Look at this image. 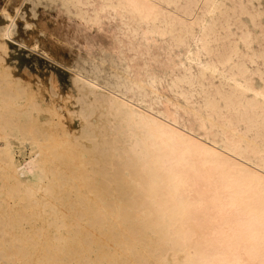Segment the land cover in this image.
Wrapping results in <instances>:
<instances>
[{"label": "bare ground", "instance_id": "1", "mask_svg": "<svg viewBox=\"0 0 264 264\" xmlns=\"http://www.w3.org/2000/svg\"><path fill=\"white\" fill-rule=\"evenodd\" d=\"M226 1L204 0L190 28L177 31L185 40L181 35L177 39L187 45L185 72L195 64L197 82L211 77L228 84L233 88L230 97L240 98L237 107L253 111L254 119L260 111L257 103H264V88L248 83L242 64L233 66L238 44L220 67L209 58L220 50L212 43L218 42V19L231 7ZM61 2L62 9L71 7L72 0ZM246 2L262 5V0ZM16 10L12 16L4 8L0 26V264H264L260 135L258 142H249L253 133L245 137L243 130L244 144L260 157L243 158L246 165L237 167L235 159L232 165L222 153L150 114L152 106L145 105L141 93L160 98L157 80L147 76L137 82L123 62L105 56L91 62V70L67 64L70 75L59 77L52 66L20 53V48L39 50L46 61H53L36 39L28 42L30 36L20 35ZM259 14L264 17V10ZM247 40L240 43L250 48L252 39ZM251 119V128L246 127L252 132L258 126ZM224 143L213 146L229 153L230 145ZM18 153L28 160L19 162Z\"/></svg>", "mask_w": 264, "mask_h": 264}, {"label": "rangeland", "instance_id": "2", "mask_svg": "<svg viewBox=\"0 0 264 264\" xmlns=\"http://www.w3.org/2000/svg\"><path fill=\"white\" fill-rule=\"evenodd\" d=\"M21 1L22 0H0V26L3 23L2 11L4 8H6L8 13L12 16L17 14L16 9L19 8L20 12L16 18V22L20 35L30 36L27 39L28 42L36 39L39 49L42 52L51 55L53 57L51 60L53 61L52 63L48 60L46 61L41 55H39L41 54L39 50H33L34 52L30 53L28 49L20 48L19 51L23 57L35 58L38 61L44 62L46 65L52 66L56 74L62 78H66L70 75L66 69L67 64H70L73 67H77L78 65L81 66L82 64V67L84 66L86 70H91L88 66L90 65L91 67V62L93 61H103V57L105 56H108V58L105 59L107 61L117 59L120 63L123 62L121 63L123 67L126 66L128 70L130 69L129 72L131 71V77L137 82L146 81L147 76L157 80L156 88L158 89L161 99L159 97H154L149 93H145L144 91H142L141 95L144 96L146 102L145 105L152 106V113L150 112V114L155 115L160 122H167V125L173 127L182 135L184 134L189 136V138H193L196 143L198 142V144H204L203 146H206L207 148L215 149L219 154L222 153L221 156L223 155L229 158L228 160L232 165L235 163L230 160L235 159L234 161H237L238 164L236 163L234 166L240 167L246 165L244 161L248 158L254 157L255 160L259 159V154H257V156H255L256 154L254 153V156L252 154L253 146L251 147V145H247L246 147V144L244 143L248 141L253 142V140H256L255 142H258V140L259 142H264V138H262L264 137V129L262 130L261 128V126L263 127L262 123L264 124V103H257V109H260V111H256V114L258 112V119L257 115L256 118L253 119L255 113L250 110V112L246 113V111L240 106L242 105L239 103L240 98L235 99L234 96V99L231 98L233 88L228 84L226 85V83L221 82L219 79H213L211 77L210 79L209 77H206L203 80L198 79L199 82H197L196 77L198 69L196 68L198 67H196L195 64H193L194 66L192 65L193 70H191L189 74L186 73L189 71L186 69L189 68H187L188 66L183 57L187 45L186 43L184 45L179 44L181 40H185V36L181 33L179 34L177 31H180L181 29L184 31L190 28L191 23L194 21L193 14L200 13L203 10L202 2L204 0H91L92 2L90 0H78V2L77 0H72V3H70L71 7H69L70 5H67V7H63V9L61 0H57V3L55 0L54 4L49 2L50 0H33L35 3L32 0H28L23 4H21ZM240 1L241 2H239V0L226 1L229 2V4L227 3L228 9L230 6L236 8L237 5L241 9L238 6L236 9L233 8V11L236 13H232V16L229 14L233 12L230 7L231 10L229 9L228 12L225 13L228 19L225 20V22H228L226 24L223 23L225 14L221 16L223 19L220 17L222 20L220 18L218 19L220 20V24L224 27H222V25H217L215 27L217 32V28H219L218 26L221 27V30L219 31L220 33L223 32L225 34L226 31L230 32V30H232V32H230V34L226 32V34L228 33V38L226 36H223L224 38H222V36H219L220 34L218 32L219 37L216 36V38L218 42L220 41L219 44L223 43V47L211 38L214 40L213 42H215L212 43L213 48L216 46L218 50L220 47V50L213 52L209 58L213 63L216 65L218 64V67H220V62L224 61L225 56L228 57L231 52L230 50L238 44V52L237 55L234 56L232 63L233 66L237 65V67H239L242 64L240 68L241 70L244 69V71H246L244 76L247 78L248 83L255 89H258L261 85L264 88V17L260 14L257 15L260 10H264V0H262L261 6L258 5L257 2H254V5H251V3L246 2L247 0ZM73 2L76 4V7L74 6V8L72 7ZM236 2L240 4H236ZM32 4L34 6H32ZM233 4L234 6H232ZM244 5L247 6V8H244ZM68 7V11H70L69 13L65 9ZM243 8L245 10H243ZM255 12L257 14H255ZM227 13L232 19L228 18ZM229 20H233L234 24L232 21L230 24ZM168 21L169 23L167 24ZM243 21L246 22V25ZM25 22L29 23L32 27H26ZM250 22L252 24H250L251 28L249 27ZM226 25H229L227 26L228 29L227 27L225 28ZM181 26L184 27L182 28ZM185 27L188 28L184 29ZM254 27L255 32L253 31ZM171 28L174 29L172 30ZM175 28L177 30H175ZM171 32L173 34L172 36ZM231 33L233 36H231ZM180 35L182 38H179ZM246 36L249 37L247 38ZM243 37H245L246 40L248 39L247 42H249L250 39H252V41L254 40L253 42H249L250 48L249 46L246 48L245 44L242 45L243 43H240L241 39L242 41H246ZM222 39L223 41L221 43ZM175 42H177V44ZM228 51L230 52L228 53ZM221 59L223 60L221 61ZM57 65L60 66L57 67ZM190 75L191 79L193 77V81L189 79ZM194 76L196 79H194ZM195 80L196 82H194ZM204 80L205 82L203 83ZM200 81H202V84L205 87H203V93L201 92L202 87ZM176 82H178V84ZM241 82H243V80H241ZM174 83L177 85H174ZM229 87L231 89H229ZM218 92L219 94L221 92V94L218 95ZM251 96L252 95L249 94L247 100H249V97ZM223 98L226 100L227 105L224 103L225 100ZM236 102L240 104L238 107ZM210 103H213L215 107ZM232 104H234V107ZM211 106L213 108H211ZM230 106H232L233 109H230ZM235 107H241L237 110L242 109L243 112L241 111V113L244 114L240 115V111L238 113ZM210 109H214V112L211 110V113V111H209ZM246 115H248L249 118H247L248 116ZM204 116H206V118L210 116L209 118H212L211 121H208L210 120L209 118L206 120ZM244 116L245 118H243ZM250 119L252 122L257 120L256 126H258L253 127L254 129L252 128V132L250 131L251 129H248L251 128L249 124ZM243 120L246 121L244 122ZM246 126H248V128ZM245 129L248 134H246V136L244 133ZM254 130L260 131L259 133H256L257 131L254 132ZM250 133H253V135H250ZM242 134H244L243 136L245 137L250 135L247 137L250 139H247L248 141L243 140ZM258 135H260L259 137L261 138L257 137ZM237 136L240 137L238 138ZM252 136L254 138H251ZM216 141H220L222 145L223 142L230 145L228 148L230 149V152L232 151L231 155H236L238 158L236 156L235 158L230 156V152H224L220 147H214V143L220 144ZM241 141L243 143H241ZM224 146L227 147L226 144ZM236 151L237 153H235ZM27 153L29 154V151H27ZM239 155L241 157H239ZM249 155L251 156L249 157ZM243 158H245L244 161ZM16 159L22 163L24 160H28V157H24L18 153Z\"/></svg>", "mask_w": 264, "mask_h": 264}]
</instances>
